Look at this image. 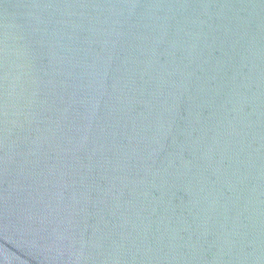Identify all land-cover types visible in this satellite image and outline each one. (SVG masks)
Returning a JSON list of instances; mask_svg holds the SVG:
<instances>
[{"label":"water","instance_id":"1","mask_svg":"<svg viewBox=\"0 0 264 264\" xmlns=\"http://www.w3.org/2000/svg\"><path fill=\"white\" fill-rule=\"evenodd\" d=\"M0 264H264V0H0Z\"/></svg>","mask_w":264,"mask_h":264}]
</instances>
